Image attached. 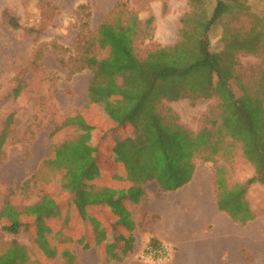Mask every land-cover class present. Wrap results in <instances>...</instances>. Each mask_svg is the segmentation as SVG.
<instances>
[{
  "label": "trees",
  "instance_id": "1",
  "mask_svg": "<svg viewBox=\"0 0 264 264\" xmlns=\"http://www.w3.org/2000/svg\"><path fill=\"white\" fill-rule=\"evenodd\" d=\"M187 2L190 10L180 18L174 44L156 46L140 56L135 43L149 33L153 17L142 22L134 10L120 2L109 18L82 40L73 60L74 72L90 73L87 97L91 108L97 109L101 133L89 120H72L79 140L52 152V163L63 162L67 178L54 199L66 194L62 204L76 212L80 228L93 230L97 244L102 242L103 232L111 229L112 243L106 251H115L124 240L127 243L133 226L130 210L124 211L129 202L121 204L105 190L95 195L87 186L102 146L110 149L113 161L123 164L130 182L139 187L154 181L162 192H175L187 185L198 162L209 164L217 209L241 225L256 217L246 196L251 186H264V16L243 28L232 21L247 10L245 0H214L211 10L209 0ZM228 17L231 19L220 37L222 50L214 53L209 48V34ZM6 22L18 28L12 17ZM99 52L105 56L100 58ZM239 53L258 57L260 62L242 68L236 58ZM182 100H214L201 117L197 133L180 124L177 115L165 106ZM92 133L95 142L89 140ZM236 152L254 171L245 181L233 182L230 177ZM136 194L139 196L141 190ZM53 205V201L42 199L30 211L38 218H47L57 209ZM99 207L119 208V218H110L108 229L94 216ZM19 228L17 223L2 226L10 234ZM84 238L87 236L80 239ZM42 240L38 243L45 249ZM130 244L123 251L129 250ZM157 246L160 243L150 240L146 248ZM89 247L86 242L82 248ZM112 257L116 258V253Z\"/></svg>",
  "mask_w": 264,
  "mask_h": 264
},
{
  "label": "rangeland",
  "instance_id": "2",
  "mask_svg": "<svg viewBox=\"0 0 264 264\" xmlns=\"http://www.w3.org/2000/svg\"><path fill=\"white\" fill-rule=\"evenodd\" d=\"M120 2L134 10L142 22L153 17L149 33L135 43L140 56L156 46L174 44L181 28L180 18L190 10L187 0H0V264H157L140 257L146 248L142 227L135 236L131 234L127 243L124 240L115 251H106L107 244L112 243L111 229L103 232L102 242L97 244L93 230L80 228L76 212L62 204L66 194L54 199L67 178L63 162L52 163V152L79 140L76 125L71 122L90 105V73L74 72L73 60L82 40L89 38ZM244 5L247 10L232 25L245 28L256 17L264 16V0H245ZM213 6L214 0H209V10ZM7 17L14 18L18 28L10 27ZM230 19L223 18L210 32L212 52L222 50L220 37ZM98 56L102 58L105 53L99 52ZM236 58L242 68L255 67L260 62L258 57L241 53ZM233 90L240 95L235 87ZM213 103L214 100H182L165 106L177 115L180 124L197 133L201 117ZM89 117L96 127L98 119L93 111ZM92 136L89 140L95 142L93 133ZM98 156L105 162L109 160L105 153ZM102 164L98 163L94 170ZM196 167V180L212 185V166L198 162ZM230 173L231 180L237 182L249 179L254 171L236 152ZM246 198L264 228V186H251ZM42 199L57 206L47 218H38L30 211ZM94 216L106 229L111 226L110 218H97L95 212ZM12 223L20 226L16 234L2 230V226ZM84 235L87 239H80ZM39 238L45 249L40 247ZM86 242L90 247L83 249ZM129 242L131 248L123 251ZM249 244L248 240L247 247ZM254 247L246 263L264 264V231ZM114 253L116 258L112 257Z\"/></svg>",
  "mask_w": 264,
  "mask_h": 264
},
{
  "label": "crops",
  "instance_id": "3",
  "mask_svg": "<svg viewBox=\"0 0 264 264\" xmlns=\"http://www.w3.org/2000/svg\"><path fill=\"white\" fill-rule=\"evenodd\" d=\"M90 109L91 105H88L80 116L87 123L89 113L93 111L98 119L97 130L101 133L97 109ZM99 153H105L109 160H100ZM98 163L103 164L86 179L87 186L95 195L105 190L121 204L132 202L133 205L128 203L124 208L125 212L130 210V221L134 226L131 234L135 236L142 227L145 246L150 240L169 246L172 254L167 264H247L248 252L254 253V245L262 240L264 228L257 222V217L241 225L217 209L212 185L195 178L197 167L187 185L175 192H162L154 181L139 187L130 182L123 164L112 160L107 146L97 152L95 166ZM138 189L141 190L139 196L136 194ZM116 195L122 196L121 199ZM104 208L95 210L97 218H119L118 207Z\"/></svg>",
  "mask_w": 264,
  "mask_h": 264
},
{
  "label": "built area",
  "instance_id": "4",
  "mask_svg": "<svg viewBox=\"0 0 264 264\" xmlns=\"http://www.w3.org/2000/svg\"><path fill=\"white\" fill-rule=\"evenodd\" d=\"M172 250L169 246L160 245L157 247L145 248L140 257L151 263L166 264L171 258Z\"/></svg>",
  "mask_w": 264,
  "mask_h": 264
}]
</instances>
